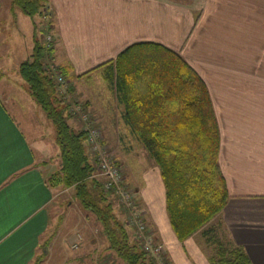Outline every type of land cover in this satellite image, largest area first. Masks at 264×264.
<instances>
[{
	"label": "crops",
	"instance_id": "0c3cea01",
	"mask_svg": "<svg viewBox=\"0 0 264 264\" xmlns=\"http://www.w3.org/2000/svg\"><path fill=\"white\" fill-rule=\"evenodd\" d=\"M5 2L0 0V77L12 75L0 78V264H40L50 255L43 246L49 241L45 236L56 190L49 178L59 169V150L54 142L45 146L43 132L34 140L27 135L44 123L19 72L33 52L37 31L32 27L26 39H14L20 30L13 22L27 19L16 14L12 0L9 7ZM48 6L55 63L69 67L77 89L100 87L99 98H86L91 102L86 109L106 135H119L120 145L121 134H129L124 107L108 66L102 65L131 45L155 42L182 55L205 80L221 131L220 166L230 194L219 217L252 263L264 264V0H49ZM97 70L103 71L98 80L92 78ZM141 179L142 203L170 262L211 264L196 239L199 232L184 244L177 239L155 163ZM64 261L81 264L76 257Z\"/></svg>",
	"mask_w": 264,
	"mask_h": 264
},
{
	"label": "trees",
	"instance_id": "16d2710c",
	"mask_svg": "<svg viewBox=\"0 0 264 264\" xmlns=\"http://www.w3.org/2000/svg\"><path fill=\"white\" fill-rule=\"evenodd\" d=\"M48 2L12 0V7H20L31 17L48 18L45 28L52 33L54 22ZM45 36L43 33L44 43L36 39L19 72L55 128L60 166L49 184L74 188L82 207L102 226L109 250L122 264H156L144 250V240L134 238L117 213L110 198L113 191L95 178L98 160L90 150L87 132L71 123L74 117L66 101L69 93L61 92L51 73L54 47L47 48ZM105 65L124 107L128 137L141 143L160 169L167 212L177 238L184 242L203 230L213 247L211 264H253L219 217L230 194L220 166L221 131L205 80L182 55L155 42L131 45ZM59 69L70 77L69 67ZM126 214L123 208L121 215Z\"/></svg>",
	"mask_w": 264,
	"mask_h": 264
},
{
	"label": "rangeland",
	"instance_id": "374dc122",
	"mask_svg": "<svg viewBox=\"0 0 264 264\" xmlns=\"http://www.w3.org/2000/svg\"><path fill=\"white\" fill-rule=\"evenodd\" d=\"M5 4L9 7L10 0H5ZM172 1H179V0H172ZM182 2V1H181ZM180 3V2H179ZM16 10L17 15H23L25 17L23 20L17 17V22L14 21L13 25L14 28L17 26L19 27L20 32L16 33L14 32V39L16 37H22V39H26L28 30L35 28V24L37 25V39L41 41V43H44V39L42 37V34L44 33L45 40L47 39V35L50 32L49 28H45L48 18L41 17L40 15H35L34 17H31L27 14H25L20 7H14ZM28 17V18H27ZM0 29V36L4 35V33H1ZM12 36V35H11ZM1 52V48H0ZM106 56H111L107 54ZM109 59V58H108ZM3 60L2 56L0 55V66L1 61ZM103 71H96L95 74H93L92 78L94 79H101ZM9 75H12L8 72ZM9 75H5L0 78H4L6 81L9 79ZM1 76V74H0ZM3 79V80H4ZM68 80V88H66V91L69 94H66V101L70 104V107H76V103H78V106L82 108V111H79L80 113H72L71 108L70 112L73 115V119L71 120V123L76 128H83L87 132V138H88V126H90V130L94 131H100V137H102L103 145L106 149L107 158L109 161H116V163L121 167L124 173L126 185L132 192V194L135 196V199L138 203L139 209L142 210L144 213L143 219L144 222L147 224V234L150 236H153L154 241L163 246L157 237V232L153 228L152 224L148 220V215L145 206L142 203L139 188L141 189L142 184V174L144 173L145 169H150L151 165L155 163L153 158L150 156L146 148L139 142H137L133 137H128V134H121L123 144L120 145L118 134H112L109 135L105 134V131L103 128H101L97 124L96 116L94 113L88 108L86 109V105L91 103L89 100H86L87 97L92 96V100H94L95 97L99 98L98 95H100V92L98 91V88L100 87H94V90L92 88H87L86 86H79L77 89L70 77L67 78ZM111 91V89L109 88ZM83 94H82V93ZM109 92V91H108ZM111 93V92H110ZM95 95V96H94ZM97 95V96H96ZM110 95V94H109ZM110 104V102H109ZM115 109V107H114ZM41 113L44 115V120H40L42 123L41 127L39 128V132L35 131V129H29L32 131L31 133H27L29 137L34 140V138L38 137L40 132H43L45 135L44 144L45 146H48L50 144H53L54 138H55V128L52 124V122L47 118L44 110L40 107ZM85 116H87V119H85ZM42 118V117H41ZM26 130V129H25ZM28 130V129H27ZM89 130V131H90ZM29 131V132H30ZM39 133V134H38ZM112 139V142L108 139V137ZM126 140V141H125ZM37 144H35L36 146ZM91 152L95 155V157L98 160V166H97V173L95 174V178L99 181H102L105 183V177L102 174V171L99 166V157L100 154H97L95 151L92 150L90 146ZM110 198L113 200L115 204V208L117 209V213L121 217V219L125 220V223H127V226L131 232V235L134 238L141 239L139 237V232L137 228L130 223V213L128 209L126 208V205L122 202V199L120 195L113 192V195L110 196ZM127 211L126 216L121 215V210L123 208ZM51 223L48 233L46 234V239L48 241V245L43 246L48 247V252L50 251V255L44 256L42 258V261L39 260L38 263L40 264H64V260L75 258L81 264H122V262L118 259L114 252L109 250V244L106 239V236L103 233L102 226L96 221V217L91 214L90 212L86 211L80 201L75 196V190L74 188H63V187H57L55 190V199L53 201V204L51 205ZM159 215L161 213L159 212ZM158 215V216H159ZM161 218L163 219L162 215ZM169 218V216H168ZM169 223L171 225L170 219ZM215 223V222H214ZM218 222L215 224L217 225ZM210 226V225H209ZM164 233H167V229L165 226V222L163 219L162 224ZM172 227V225H171ZM208 227V226H207ZM221 230V236H223V227H220ZM146 234V235H147ZM176 235V234H175ZM178 239V238H177ZM197 241L200 242L203 250L210 256L213 253V247L207 242V239L203 236V230L199 231V233L196 236ZM46 240V241H47ZM179 240V239H178ZM179 242L183 243L179 240ZM53 243V244H52ZM164 248V246H163ZM44 250H41V254L43 255ZM163 257L162 261H158V259L154 258L156 261V264H169L171 263L168 254L165 251H163Z\"/></svg>",
	"mask_w": 264,
	"mask_h": 264
},
{
	"label": "built area",
	"instance_id": "2783aa9c",
	"mask_svg": "<svg viewBox=\"0 0 264 264\" xmlns=\"http://www.w3.org/2000/svg\"><path fill=\"white\" fill-rule=\"evenodd\" d=\"M47 14L49 13L47 12ZM46 38L47 48H53L55 44L54 35L49 33ZM59 67L60 66L54 61L51 73L56 82L59 84L61 92L66 94V88L69 87L68 80L67 77L60 71ZM79 111H82V108H80L78 103H76V107H72L71 112L77 114L80 113ZM85 119H87V116H85ZM90 129V126H88L89 134L87 140L92 150L97 154H100L99 166L103 176L105 177V188L120 195L122 202L126 205V208L130 213V223L137 228L140 234L139 237L144 240V250L151 254L154 258L158 259L159 262L162 261L164 248L154 241L153 236L147 234V224L143 219L144 213L139 209L135 196L126 185L123 170L116 163V161L108 160L106 154L107 152L102 142V137H100V131L98 132Z\"/></svg>",
	"mask_w": 264,
	"mask_h": 264
}]
</instances>
